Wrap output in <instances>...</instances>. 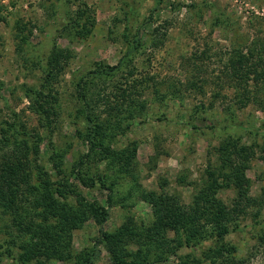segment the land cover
I'll list each match as a JSON object with an SVG mask.
<instances>
[{"label":"trees","instance_id":"16d2710c","mask_svg":"<svg viewBox=\"0 0 264 264\" xmlns=\"http://www.w3.org/2000/svg\"><path fill=\"white\" fill-rule=\"evenodd\" d=\"M161 1L156 0L154 10ZM72 4L75 9L67 12L60 34L49 40L46 50L33 45L26 26L18 23L21 48L36 57L43 74L38 84L25 87L29 107L38 116L41 130L30 129L15 111L8 119L0 120V237L4 234L0 238V260H8L7 264H50L54 260L97 264L101 253L98 247L105 243L113 256L112 264H156L173 256L180 258L179 264H247L237 256L238 248L228 236L240 229L235 221L239 214L246 208L264 205V186L260 196H251L248 175L259 151L264 161V119L259 124L243 121L231 107L219 118L205 115L203 106L193 111V120L188 124L197 130L205 125L219 133L220 141L216 162L206 170L190 203L167 191L164 184L159 190L142 188L137 141L117 145V136L127 134L134 119L148 107L145 94L153 78L139 71L136 63L160 41L145 24L137 25L140 9L135 0H125L121 8L125 50L118 63L89 60L70 70V83L76 92V114L70 115L79 124V139L88 146L85 162L69 173L64 153L52 141V154L44 160L41 146L56 133L62 114L57 85L78 55L72 48L61 46L58 37L86 40L97 23L95 10L86 1L72 0ZM210 8L208 5L206 10ZM215 19L217 25L232 29L227 15ZM257 54L256 47H234L229 52L225 75L236 91L237 109L254 102L260 103L264 111V68L259 66L263 58L260 54L255 61ZM94 160L103 162L104 167L89 182L84 165ZM75 179L87 187L100 183L108 191L111 205H115V189L129 184L151 204L153 219H131L107 231L103 224L109 217V207L86 198ZM228 191L234 194L231 207L223 196ZM91 219L101 224L100 237L93 246L75 254L74 231ZM255 224L264 231V222ZM182 249L189 252L180 255Z\"/></svg>","mask_w":264,"mask_h":264},{"label":"rangeland","instance_id":"374dc122","mask_svg":"<svg viewBox=\"0 0 264 264\" xmlns=\"http://www.w3.org/2000/svg\"><path fill=\"white\" fill-rule=\"evenodd\" d=\"M84 1L95 10L97 23L86 40L58 37L61 46L72 48L78 55L57 85L62 110L58 129L41 146L45 161L53 151L50 141L56 149L62 150L69 173L85 162L88 151L86 143L78 137L79 124L72 121L74 117L70 115L76 114V92L70 83V70L89 60H104L115 65L125 50L121 37L125 27L121 8L125 0ZM135 1L140 9L137 25L145 24L160 41L136 63L139 71L153 78L145 94L148 107L134 119L127 134L117 136V145L123 147L137 141V167L142 188L159 190L164 184L167 191L180 196L184 203H190L206 170L216 162L220 141L219 133L206 128L205 123H200L204 126L202 131L188 124L193 120V111L203 106L207 111L205 115L219 118L231 107L243 121L259 124L264 119L260 103L252 102L237 109L236 91L225 75V64L234 47L244 50L256 47L255 61L261 54L263 60L259 66L264 68V0H162L155 10L156 0ZM208 5L211 8L207 11ZM0 6L3 16L0 21V120L8 119L15 111L30 129L40 131L39 118L29 107L25 87L38 84L43 74L36 57L25 47L24 50L21 48L18 23L26 26L25 32L33 45L46 50L49 40L60 34L67 12L75 6L72 0H2ZM220 14L229 17L232 29L216 24L215 18ZM116 16L118 19L114 23ZM197 80L201 82L197 83ZM260 152L248 171L253 197L260 196L264 186V161ZM103 167L104 163L98 160L87 162L84 169L86 177L90 178L88 181ZM75 181L86 198L109 207V217L103 224L107 231L131 219L136 222L153 219L151 204L141 198L138 189H132L127 183L115 189V205H111L109 193L100 183L87 187L77 179ZM223 196L230 207L234 206L233 192H225ZM245 210L235 219L240 223V229L233 231L228 239L237 246V256L247 264H264V231L255 224L264 222V205ZM257 212L260 215L256 216ZM100 227L101 224L91 219L83 228L74 231L75 254L97 242ZM98 248L101 253L97 264H112L113 256L105 243ZM188 252L189 249H182L179 254ZM180 261L179 257L173 256L156 264H179ZM7 263L8 260H0V264ZM50 264L75 263L54 260Z\"/></svg>","mask_w":264,"mask_h":264}]
</instances>
